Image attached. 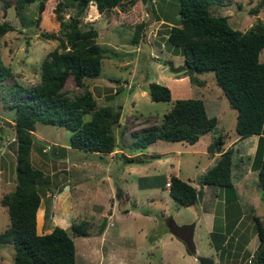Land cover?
Returning a JSON list of instances; mask_svg holds the SVG:
<instances>
[{"label": "rangeland", "instance_id": "1", "mask_svg": "<svg viewBox=\"0 0 264 264\" xmlns=\"http://www.w3.org/2000/svg\"><path fill=\"white\" fill-rule=\"evenodd\" d=\"M53 1L35 0L31 3L25 10L28 21L24 25L14 12V0H0V22L6 20L14 26L0 37L1 57L12 73L0 82V128L4 130L0 132V197L15 184L16 161L14 110L10 107L13 99L4 91L14 79L28 86L38 83L41 59L58 44L57 39L40 35L44 30L57 32L59 29L51 14ZM259 1L232 0L219 5L218 12L227 15L233 27L244 30L257 18L264 22V0L257 14L249 12ZM40 2L44 7L36 25L31 18L39 16ZM92 4L87 7L82 20L97 28V41L105 49L106 56L102 59L99 76L85 81L98 104H121L120 125L115 131L124 151L130 150L127 144L134 134L160 124L173 100L186 97L204 100L208 115L216 116L217 125L220 129L224 127L231 136L223 146L228 144L236 134V110L229 105L217 85L213 71L196 74L201 82H190L189 75L184 74L185 69L170 71L165 62L171 60L176 66L185 65L184 56L180 51L175 53L174 46L167 39L169 27L179 22V0H135L131 5L116 6L103 13H99ZM147 6L154 15L148 22ZM72 11L66 10L65 18ZM141 21L146 22L142 38L133 43L134 27ZM259 59L264 61V48ZM149 81L167 85L171 99L152 100L148 91ZM63 89L72 95L83 88L77 86L73 76L69 75ZM70 133L62 126L37 120L30 158L33 165L46 175L47 184L50 182L48 186L41 184L39 189L43 194L36 212V232H48L55 224L66 228L74 240L75 264H198L199 255L213 257L214 264H249L260 243L253 216H258L264 225V201L257 185V174L249 166L251 158L246 157L243 144L234 143L237 147L232 171L235 188L231 191L236 199L226 206L221 203L222 193H219L214 200L213 193H218L219 186L211 185L215 189L211 200L203 198L193 205H183L171 197L166 190L169 181L164 185L162 178L178 171L181 177L195 181L202 168L215 160V154L210 153L207 146L215 140L218 131L202 135L195 143L158 139L147 147L133 149L146 154L168 151L164 162L147 159L126 162L122 154L110 158L105 153L73 148L69 145ZM217 153L216 158L219 156ZM133 166L147 170L141 176ZM239 173L246 175L242 177L243 183H238ZM145 174L160 175L153 182L151 175ZM189 183L196 187L199 185ZM96 186L98 188L94 189ZM42 202L46 203L45 209ZM207 213L216 216L212 226L206 219ZM105 217L106 225L99 233ZM82 220L89 224L88 234L73 235L71 223ZM236 220L238 234L225 236L221 242L216 241L218 236L214 239V233L222 230L226 233ZM193 221H196L192 236L195 250L191 253L177 234L183 238L189 236L184 229H177L172 223L181 226ZM8 223V210L0 203V231ZM13 258L12 244L0 243V264H14Z\"/></svg>", "mask_w": 264, "mask_h": 264}, {"label": "trees", "instance_id": "2", "mask_svg": "<svg viewBox=\"0 0 264 264\" xmlns=\"http://www.w3.org/2000/svg\"><path fill=\"white\" fill-rule=\"evenodd\" d=\"M34 1L13 2L14 12L24 25L28 21L25 10ZM231 1L179 0V22L169 27L167 39L174 46L175 53L180 51L184 56V74L189 75L190 82H201L196 74L213 71L217 85L229 105L236 110L237 134L240 137L259 135L254 154L246 157L251 158V169L257 171V185L264 201V61L259 59V53L264 48V22L257 18L244 30L233 27L228 16L218 12L219 5ZM53 3L51 14L59 29L57 32L44 30L40 35L57 39L58 44L41 59L38 83L28 86L14 79L4 91L13 99L10 107L14 110L16 161L15 184L0 197V203L6 206L9 215L8 225L0 231V243L12 244L14 264L76 263L74 240L66 228L55 224L48 232H36V212L43 194L39 189L48 180L30 158L35 122L40 120L69 130V145L73 148L106 154L119 145L115 126L120 121L121 104H98L85 81L99 76L102 59L106 55L97 41V28L83 22L82 17L90 3L103 13L116 6L131 5L135 0H54ZM262 5L260 0L249 12L257 14ZM68 9L73 11L65 18ZM40 14L31 18V22L38 25ZM145 23L141 21L135 25L131 42H139L142 38ZM12 29L14 26L11 23L1 21L0 37ZM9 75H12L10 66L4 64L0 52V82ZM69 75L73 76L77 86L83 88L82 91L70 95L63 89ZM148 91L152 100L171 99V90L165 84L149 81ZM22 95L26 97L21 98ZM215 127L218 134L208 144L207 150L212 154L219 152V156L197 176V182L220 186L225 192V199L230 202L235 199L231 191L235 188L232 182L235 149L232 146L223 148L225 137L218 129L216 116L208 115L202 98H176L163 114L160 124L132 138L127 148H144L158 139L195 143L201 135L213 132ZM160 154L151 153L149 158L159 157ZM122 155L126 162L145 159L144 152ZM168 192L183 205L197 202V187L177 175H170ZM253 218L261 242L264 240V225L258 216ZM175 225L173 222L172 226ZM88 226V222L82 220L72 222L70 228L73 235L86 236ZM229 231L214 233V239L218 236L216 241L221 242ZM234 233L238 234L236 228L231 231L232 236ZM177 235L185 241L188 251L194 252L191 239L183 238L179 233ZM249 264H264V241L260 248H255Z\"/></svg>", "mask_w": 264, "mask_h": 264}, {"label": "crops", "instance_id": "3", "mask_svg": "<svg viewBox=\"0 0 264 264\" xmlns=\"http://www.w3.org/2000/svg\"><path fill=\"white\" fill-rule=\"evenodd\" d=\"M93 5V4H92ZM95 6V5H94ZM93 15H94V12H93ZM234 109V108H233ZM216 119H217V124H218V118L216 117ZM235 120H236V116H235ZM236 122V121H235ZM118 125H120V124H118ZM218 126V125H217ZM116 127H118L117 125L115 126V129H116ZM218 128L220 129V127L218 126ZM221 131V133L225 136V142H226V140L228 139V138H230L231 136L229 135V133L226 131V129L223 127L222 129H220ZM0 132L1 133H3L4 132V130L2 129V128H0ZM116 132V131H115ZM141 132V131H140ZM138 133L139 132H137L136 134H134L133 136H132V138H134L135 136H137L138 135ZM208 133H213V132H208ZM208 133H206V134H208ZM123 134H125V133H123ZM203 135H205V134H203ZM202 136V135H201ZM200 136V137H201ZM258 134H250V135H248V136H246V137H240L238 134H237V132H236V134H235V136L233 137V138H231V140H230V142L228 143V144H226V145H228V146H223V148L225 149V148H227V147H229L230 145L232 146V144H233V148L235 149V152H237V147L235 148V146H234V143H238L239 145L240 144H243V150H245V153L247 154V155H250V154H254V152H255V150H256V146H257V141H258ZM2 137V136H1ZM116 137H117V141H120L119 140V138H118V133H116ZM213 137H214V134H213ZM132 138H131V140H132ZM130 140V141H131ZM224 145V144H223ZM149 146V145H148ZM238 146V145H237ZM128 152H126V151H124V149H123V145L122 146H116V148L113 150V151H111V152H109V153H106V155H109V157L110 158H114L116 155H118V154H126V155H136V154H138V153H143V151H141L140 149H137V150H127ZM123 152V153H122ZM158 153H161L162 155L160 156V157H156V158H146V157H144L145 159H147V160H150V162L151 161H157V162H164L165 161V159H166V157L165 156H167L168 155V151H161V152H159V151H157ZM234 152V153H235ZM204 153H206V152H204ZM146 156H150V153H144ZM215 154V155H214ZM213 155L215 156L213 159H215L216 158V156H217V152L216 153H214ZM112 155V156H111ZM251 156V155H250ZM163 157V159L162 160H158V158H162ZM212 159V160H213ZM240 159H243L242 157H240ZM212 163L214 162V161H211ZM210 164V163H209ZM250 164L251 163H249V166H250ZM206 166V165H205ZM208 166H206V168H207ZM133 168H135V170H137V171H139L138 172V174H140L141 176L142 175H144L143 173L147 170V169H145V167L144 168H142V166H140V167H134L133 166ZM206 168H202V172L201 173H203L205 170H206ZM251 168V167H250ZM249 168V169H250ZM251 170V169H250ZM255 171V170H254ZM178 172V171H177ZM177 172H172L174 175H177V176H179V177H181L180 176V174L179 173H177ZM256 172V174H257V171H255ZM148 175H151V179L153 180V182L154 181H156L157 179H159V177L157 178V176H159V175H157V174H145V176H148ZM170 175H172V174H170ZM43 176H46L44 173H43ZM144 176V177H145ZM198 176V174L196 175V177ZM238 183H243V181H244V176H246V175H241V173H239L238 174ZM170 177V176H169ZM169 177L168 178H162L163 179V181H164V185L167 183V181H169ZM243 177V178H242ZM182 179H184V180H187V181H189V182H196V183H198L197 182V178H196V180L194 181L193 179H190L189 178V180L188 179H185L184 177H181ZM155 179V180H154ZM191 180V181H190ZM102 181H104V180H102ZM153 182L151 183V184H153ZM232 182H233V177H232ZM234 183V182H233ZM45 186L47 185H50V182H49V184H44ZM192 185H194L195 186V184H192ZM200 185V184H199ZM199 185H197V189L199 188ZM211 185H213V184H203V191H202V199L203 198H206V199H210L211 200V196H212V192L215 190V189H213V188H211ZM215 186H218V185H215ZM98 187L96 186V187H94V189H97ZM157 188V187H156ZM206 188L208 189V191H206ZM244 189L245 190H247V188H245L244 187ZM166 190L168 191V188H166ZM219 193H222L221 194V203L222 204H224V205H226V206H228V205H230L232 202H233V200H235L236 199V196H235V199H233V200H231L230 202H227V200L225 199V197H226V195H225V192L223 191V189L219 186L218 187V193L216 192V193H213V194H215L214 195V200L216 199V196L219 194ZM93 194H91V196H92ZM97 195V194H96ZM96 195H95V198H96ZM41 203V202H40ZM45 206H46V203L45 202H42V208L43 209H45ZM55 207H56V205H55ZM216 217V216H215ZM214 214L213 213H207L206 214V219L208 220V222H209V225L210 226H212V222L214 223ZM239 221H240V219H239ZM238 221V222H239ZM194 222V230H195V226H196V221H193ZM219 226H220V224H219ZM219 226H218V228H219ZM237 227V222H235L233 225H232V227L229 229L230 231L227 233V236H229V235H231V231H233L235 228ZM222 229H223V225H222ZM222 231H224V230H222ZM194 234V233H193Z\"/></svg>", "mask_w": 264, "mask_h": 264}, {"label": "water", "instance_id": "4", "mask_svg": "<svg viewBox=\"0 0 264 264\" xmlns=\"http://www.w3.org/2000/svg\"><path fill=\"white\" fill-rule=\"evenodd\" d=\"M43 2H40L39 4V8H38V13L40 14L43 10ZM146 11L148 13V20L147 22L154 18V15L152 14V11H151V8L149 6L146 7ZM166 64L168 65L170 71H174V72H178L180 70H183L185 69V65L183 64H180V65H174V63L171 61V60H165ZM213 133H217V128L215 127L213 129ZM202 191H203V184H200L199 185V188H198V193H197V200L200 202L202 200ZM106 222H107V217H105L103 219V221L101 222L100 224V228H99V233H101L106 225ZM175 228L177 229H184V231L186 232L185 234L187 236H189V239H191V249L192 250H195L194 249V244H193V241H192V236H193V233H194V222L192 223H188V224H183L181 226H178V225H175L174 226ZM187 229V230H186ZM264 241V240H263ZM263 241L260 242V244L258 245V248H260V246L262 245ZM198 260H199V263L198 264H214V258L213 257H210V256H205V255H199L197 256Z\"/></svg>", "mask_w": 264, "mask_h": 264}, {"label": "built area", "instance_id": "5", "mask_svg": "<svg viewBox=\"0 0 264 264\" xmlns=\"http://www.w3.org/2000/svg\"><path fill=\"white\" fill-rule=\"evenodd\" d=\"M168 185V184H167Z\"/></svg>", "mask_w": 264, "mask_h": 264}, {"label": "flooded vegetation", "instance_id": "6", "mask_svg": "<svg viewBox=\"0 0 264 264\" xmlns=\"http://www.w3.org/2000/svg\"><path fill=\"white\" fill-rule=\"evenodd\" d=\"M187 236V235H186Z\"/></svg>", "mask_w": 264, "mask_h": 264}]
</instances>
